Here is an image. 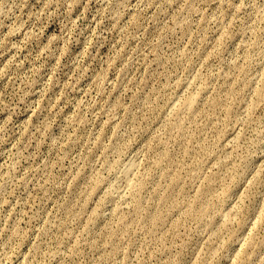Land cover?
I'll return each mask as SVG.
<instances>
[{"label":"clouds","instance_id":"1","mask_svg":"<svg viewBox=\"0 0 264 264\" xmlns=\"http://www.w3.org/2000/svg\"><path fill=\"white\" fill-rule=\"evenodd\" d=\"M0 264H264V0H0Z\"/></svg>","mask_w":264,"mask_h":264},{"label":"rangeland","instance_id":"2","mask_svg":"<svg viewBox=\"0 0 264 264\" xmlns=\"http://www.w3.org/2000/svg\"><path fill=\"white\" fill-rule=\"evenodd\" d=\"M86 47H87V46H85V50L82 51V53H81V56H82V57H83V55L86 53Z\"/></svg>","mask_w":264,"mask_h":264}]
</instances>
